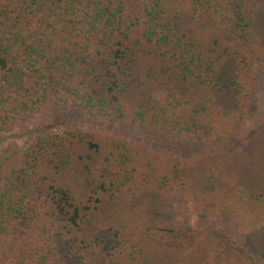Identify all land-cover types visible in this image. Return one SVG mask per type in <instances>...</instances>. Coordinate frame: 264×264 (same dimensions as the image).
<instances>
[{
    "label": "trees",
    "instance_id": "1",
    "mask_svg": "<svg viewBox=\"0 0 264 264\" xmlns=\"http://www.w3.org/2000/svg\"><path fill=\"white\" fill-rule=\"evenodd\" d=\"M259 65L264 0H0V264H264Z\"/></svg>",
    "mask_w": 264,
    "mask_h": 264
},
{
    "label": "rangeland",
    "instance_id": "2",
    "mask_svg": "<svg viewBox=\"0 0 264 264\" xmlns=\"http://www.w3.org/2000/svg\"><path fill=\"white\" fill-rule=\"evenodd\" d=\"M256 84H257V103H258V110L255 118H253L249 123V129H253L257 126L264 125V66H257L256 67ZM80 121L83 123H94V119H91L88 115L74 111L71 109L68 110H61V109H54L46 115L45 119L41 122L37 123L40 124H46L51 125L52 127H56L55 129H59L64 127V124L66 121ZM59 125H63L59 127ZM124 129V135H127L129 139L131 140H138L137 135L144 136L142 133H139L136 130H132L129 128H123ZM2 137H5L4 143H8L10 141H17L19 144H24L27 139V135L23 133V135L19 132V130L14 131L9 134H4L3 136L0 134V139Z\"/></svg>",
    "mask_w": 264,
    "mask_h": 264
}]
</instances>
